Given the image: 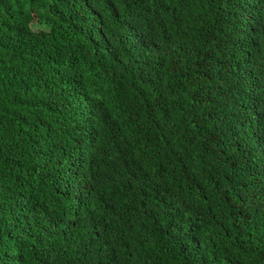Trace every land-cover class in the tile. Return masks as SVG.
Segmentation results:
<instances>
[{
	"label": "trees",
	"instance_id": "1",
	"mask_svg": "<svg viewBox=\"0 0 264 264\" xmlns=\"http://www.w3.org/2000/svg\"><path fill=\"white\" fill-rule=\"evenodd\" d=\"M0 264H264V0H0Z\"/></svg>",
	"mask_w": 264,
	"mask_h": 264
}]
</instances>
